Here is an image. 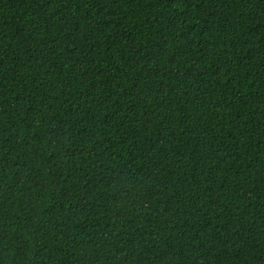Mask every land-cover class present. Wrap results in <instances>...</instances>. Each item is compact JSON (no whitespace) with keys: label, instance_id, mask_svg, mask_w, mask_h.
I'll list each match as a JSON object with an SVG mask.
<instances>
[{"label":"trees","instance_id":"16d2710c","mask_svg":"<svg viewBox=\"0 0 264 264\" xmlns=\"http://www.w3.org/2000/svg\"><path fill=\"white\" fill-rule=\"evenodd\" d=\"M0 264H264V0H0Z\"/></svg>","mask_w":264,"mask_h":264}]
</instances>
